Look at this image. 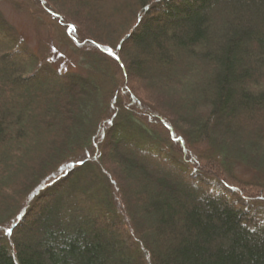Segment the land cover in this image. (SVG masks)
Instances as JSON below:
<instances>
[{"label": "trees", "instance_id": "1", "mask_svg": "<svg viewBox=\"0 0 264 264\" xmlns=\"http://www.w3.org/2000/svg\"><path fill=\"white\" fill-rule=\"evenodd\" d=\"M6 1L0 264H264V0Z\"/></svg>", "mask_w": 264, "mask_h": 264}, {"label": "rangeland", "instance_id": "2", "mask_svg": "<svg viewBox=\"0 0 264 264\" xmlns=\"http://www.w3.org/2000/svg\"><path fill=\"white\" fill-rule=\"evenodd\" d=\"M83 1H88L86 4L87 6L92 8V10L96 8V12H98L96 14V16L98 17V22L96 24H98L99 26L107 22L113 23L114 20H116V18L120 16L118 14H120L121 11L124 12L125 9L128 7L127 2L128 1L130 2V0H83ZM224 7L225 5L224 3H222L221 7H219L220 8L219 10L220 11L224 10ZM0 11L4 15V17L10 23H12V25L15 26L21 32V34L27 39L30 48L37 50L38 48H40V46H44V47L48 46L49 49L54 51L53 54L55 55L56 58L55 60L57 64L61 66V69L66 70L70 68L72 63H70V61L68 62V58L71 56L70 54H72L73 48L69 41L63 39L64 35H62V33H59L55 29H52L53 31L52 32L49 31L48 33L46 29L36 26L29 18L27 12L15 10L14 7L11 5V3L7 2L6 0H0ZM132 16H133L132 13H129V15L127 16L128 18L126 19V21L129 19V21L125 23V25H127L126 26L127 28L129 26L131 28ZM130 31L126 32L127 33L126 36L130 33ZM113 32L114 29H112L110 33ZM126 46L135 55V50L133 49L134 46L130 41L126 43ZM148 61L149 60H145L147 64L149 63ZM152 67L155 68L156 66L154 67L153 64V66H151L150 68ZM158 70L159 69L157 67L155 72L157 73ZM120 77L121 76L119 75L118 78ZM129 80L132 81L133 79L130 78ZM127 99L128 96L121 94L119 97V104H123V101H125V104L128 105ZM120 241H122V238Z\"/></svg>", "mask_w": 264, "mask_h": 264}, {"label": "snow or ice", "instance_id": "3", "mask_svg": "<svg viewBox=\"0 0 264 264\" xmlns=\"http://www.w3.org/2000/svg\"><path fill=\"white\" fill-rule=\"evenodd\" d=\"M9 231H11V229H9Z\"/></svg>", "mask_w": 264, "mask_h": 264}]
</instances>
